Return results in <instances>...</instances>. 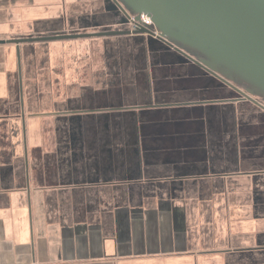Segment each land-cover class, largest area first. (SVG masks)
<instances>
[{
  "label": "flooded vegetation",
  "instance_id": "obj_1",
  "mask_svg": "<svg viewBox=\"0 0 264 264\" xmlns=\"http://www.w3.org/2000/svg\"><path fill=\"white\" fill-rule=\"evenodd\" d=\"M149 37L106 40L102 56L83 64L86 85L50 71L22 79L8 111L13 161L20 154L11 167H31L72 194L117 191L135 213L217 203L212 186L230 179L236 190L245 185L251 219L264 221V99L190 49ZM260 231L256 245L229 254L264 264Z\"/></svg>",
  "mask_w": 264,
  "mask_h": 264
},
{
  "label": "crops",
  "instance_id": "obj_2",
  "mask_svg": "<svg viewBox=\"0 0 264 264\" xmlns=\"http://www.w3.org/2000/svg\"><path fill=\"white\" fill-rule=\"evenodd\" d=\"M28 1L0 0V10H10V21L24 19L26 27L18 31L0 29V40L36 36L31 25L38 27V34L52 36L107 28L105 0H35L32 11L44 4L50 5L51 10L45 15L24 18L17 9L21 2ZM4 14L0 12V16ZM111 28L119 26L111 24ZM116 38L90 43H58L73 54L54 59L52 55L51 59H46L48 55L39 47L31 48L24 43L13 44L6 50L7 72L0 71V79H3L0 83V264H124L125 259L128 264H251L250 260L229 254L237 252L238 248L240 252L256 245L260 239L258 233L264 227V221H254L245 213L248 197L245 185L236 190L230 179L223 183L216 180L209 193L210 197L222 198L217 203L208 202V197H204L198 199L200 204L177 201L175 208L174 202L158 208L146 205L144 214L141 211L130 219L125 217L127 206L117 191L108 194L104 190L91 193L87 190L72 194L63 188H53V184L41 179L31 167H11L16 165L20 154L13 161L10 150L12 121L8 111L12 104L10 96L24 87L22 79L32 73H51L54 66H69L71 70L65 78L51 75L62 80L79 77L82 78L80 84L86 85L88 70L84 69V62L93 56H102L104 42ZM85 44L87 47L80 46ZM17 48L22 52L21 61ZM237 202L243 204V209L236 210ZM145 217L150 219L149 236L146 241L140 239L138 245L127 248L138 255L125 257L118 248L122 235L130 232L125 224L141 222ZM162 223L164 231L160 229Z\"/></svg>",
  "mask_w": 264,
  "mask_h": 264
},
{
  "label": "water",
  "instance_id": "obj_3",
  "mask_svg": "<svg viewBox=\"0 0 264 264\" xmlns=\"http://www.w3.org/2000/svg\"><path fill=\"white\" fill-rule=\"evenodd\" d=\"M111 7L104 15L106 30L92 33H56L46 37L0 40V45L59 39L118 37L149 34L205 58L209 66L246 85L264 99V0H105ZM151 18L153 26L136 30H110L111 24L127 28L133 17ZM103 25V23H102ZM100 26V24H98ZM127 26V27H126ZM152 36V37H151ZM21 61L20 49L17 48ZM21 72V67L19 66ZM22 84V83H21Z\"/></svg>",
  "mask_w": 264,
  "mask_h": 264
},
{
  "label": "rangeland",
  "instance_id": "obj_4",
  "mask_svg": "<svg viewBox=\"0 0 264 264\" xmlns=\"http://www.w3.org/2000/svg\"><path fill=\"white\" fill-rule=\"evenodd\" d=\"M25 1V0H23ZM35 0H29L28 2H21L18 5V9L17 12H20L23 14L24 18L29 17V18H34V16L36 15H43L44 13L47 14L49 10H51V6L48 4H44V6L36 9L37 11H32L35 9H32V4ZM47 2H51V0H44ZM12 3H15V0H11ZM54 10V9H52ZM10 11V10H9ZM9 11H4V10H0V12H5L4 15L0 16V29L1 31H18V30H24L26 29L25 27V23H24V19L22 22H18V21H10V12ZM44 14V15H45ZM31 31H33L32 33H34V35L36 36H26V37H46L49 35H40L38 34L37 30L38 27L31 25ZM110 30H116L115 28H109ZM106 30V29H105ZM99 32V31H96ZM71 33H77V32H71ZM80 33H92V32H80ZM24 37V38H26ZM107 37H89V38H79V39H59V40H49V41H37V42H32V43H24L25 45L29 46V47H39V50L42 51V53H46L48 56H46V59H51L50 56L52 55L53 59L55 58V56H62V55H70L73 53L68 52L67 50H64L63 46L64 45H58V43H90V42H100L101 39H106ZM14 39V38H13ZM8 40V39H7ZM87 44L85 45H80L81 47H85ZM13 46V44H4V45H0V54H5L6 55V50L7 49H11ZM87 47V46H86ZM83 51V50H82ZM22 54V52H20ZM5 55L4 57H2L0 55V71L1 73H5L7 72V68L8 66H6V61H5ZM14 55V53H13ZM17 57H18V51H17ZM6 64V65H5ZM71 68L69 66L67 67H52V71L51 73L53 75H60V77L65 78L66 76H68V74L70 73ZM6 74V73H5ZM62 80V79H61ZM3 81V79H0V83ZM31 138H32V144L30 143V145L35 146L37 145L38 141H39V134L36 131V129H33L31 132ZM29 145V146H30ZM248 192V191H247ZM246 192V193H247ZM241 193V192H240ZM247 203V202H246ZM238 202H237V206H238ZM125 206L128 207L127 204H125ZM246 206H248V204H246ZM125 207V217L130 218L133 216V214L135 213V210H132V208L129 210V208ZM129 210V211H128ZM236 210H238L236 208ZM142 213L144 214L145 211L143 210ZM246 214H250V208L245 210ZM144 221V222H142ZM141 222H134V223H128V225L125 224V226H127V228L129 229V234L126 233L124 234V236L122 235V240H121V245L118 246L119 251L121 250L125 257L126 256H135L138 255L136 252L134 251H130L127 248L128 247H132L135 246V244H137V241L142 239L143 241H146V239L148 238V232L151 230L150 229V219L145 217ZM160 229L162 231L165 230V225L162 223L160 225ZM144 245H146V242ZM138 245V244H137ZM124 264H128L127 260H124ZM138 264V263H136Z\"/></svg>",
  "mask_w": 264,
  "mask_h": 264
},
{
  "label": "built area",
  "instance_id": "obj_5",
  "mask_svg": "<svg viewBox=\"0 0 264 264\" xmlns=\"http://www.w3.org/2000/svg\"><path fill=\"white\" fill-rule=\"evenodd\" d=\"M139 23H140L141 25H143V26H152V21H151V19H150L148 16H146V15H142V16H141V20H140ZM139 23H137V22L135 21V19L132 17V20H131V26H132L134 29L138 28ZM155 36H156V37L159 36V33H158L157 31H155Z\"/></svg>",
  "mask_w": 264,
  "mask_h": 264
}]
</instances>
